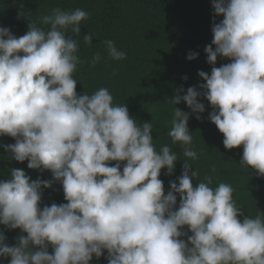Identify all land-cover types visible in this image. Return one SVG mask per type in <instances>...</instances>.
<instances>
[{
	"label": "clouds",
	"instance_id": "9594fccd",
	"mask_svg": "<svg viewBox=\"0 0 264 264\" xmlns=\"http://www.w3.org/2000/svg\"><path fill=\"white\" fill-rule=\"evenodd\" d=\"M212 8L223 19L213 23L204 49L211 72H198L199 90L181 96L179 89L170 103L183 101L199 120L203 95L224 148L242 146L240 168L264 177V0H214ZM88 15L55 7L29 20L20 37L0 27V136L15 140L5 151L52 175L32 181L17 168L0 181V225L24 234L9 246L0 233V257L9 264H90L107 252V264H264V214L244 215L232 186L213 188L212 176L193 185L199 173L189 174L187 160L199 157L188 114L175 107L170 121L167 135L186 160L165 195L161 169L171 175L178 157L168 145L157 151L153 124H138L105 87L77 94L78 37ZM92 39L87 34L83 43ZM103 43L108 58L126 59L112 40ZM218 57L230 62L215 67ZM101 59L97 52L92 64ZM53 182L66 203L41 208V189Z\"/></svg>",
	"mask_w": 264,
	"mask_h": 264
},
{
	"label": "trees",
	"instance_id": "16d2710c",
	"mask_svg": "<svg viewBox=\"0 0 264 264\" xmlns=\"http://www.w3.org/2000/svg\"><path fill=\"white\" fill-rule=\"evenodd\" d=\"M214 0H0V27L10 29L16 37L24 35L29 20L51 13L55 7L64 11L80 8L87 12L88 18L81 22L79 39V56L81 63L73 74L76 79L78 95H91L105 87L113 96V103L125 105L130 117L138 124L152 123L151 133L157 149L168 145L176 154L174 170L171 175L167 169H161L159 179L163 182L164 193L170 191V182H177L182 174L186 158L180 144H172L167 133L175 107L188 114L187 127L192 135V146L198 159L187 160L191 164L189 174L197 171L199 176L193 179V185L212 176L211 187L219 183L230 184L233 199L244 215L254 218L258 211L264 214V177L257 176L252 170L247 172L240 168L242 146L227 150L223 146V136L209 120L212 108L199 97L205 111L197 114L191 112L183 101L177 105L170 103L177 95L186 94L189 87L204 83L198 72H211L212 65L207 63L204 52L212 42L213 23H219L222 17H215L212 8ZM20 13L23 16L19 15ZM38 27L47 28L42 24ZM71 35V32L67 33ZM92 34L91 46L83 43V38ZM105 40H112L115 46L126 53V59L115 61L108 58ZM214 50V46H213ZM97 52L102 59L92 64ZM189 53L197 54L189 61ZM230 61L218 57L215 67ZM185 77L187 79H185ZM15 143L8 136H0V181L10 178L12 169H22L30 180H52L49 171L27 168V161L18 163L9 159L4 146ZM116 162H111L114 166ZM123 162H121V168ZM215 168V172L212 169ZM40 207L66 203L62 186L53 182L47 189H41ZM179 206L177 196L176 208ZM175 210V209H174ZM242 219V217H241ZM187 232V228L183 229ZM0 233L5 236V243L15 245L21 233L19 229L11 230L0 225ZM191 235V233H188ZM187 240V236L182 237ZM49 254L52 247H48ZM107 252L99 259L95 256L90 264H107ZM10 258L0 257V264H9Z\"/></svg>",
	"mask_w": 264,
	"mask_h": 264
}]
</instances>
